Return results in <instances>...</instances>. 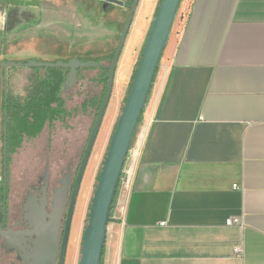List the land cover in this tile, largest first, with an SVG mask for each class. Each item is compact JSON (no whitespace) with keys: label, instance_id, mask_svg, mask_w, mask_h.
Listing matches in <instances>:
<instances>
[{"label":"crops","instance_id":"0c3cea01","mask_svg":"<svg viewBox=\"0 0 264 264\" xmlns=\"http://www.w3.org/2000/svg\"><path fill=\"white\" fill-rule=\"evenodd\" d=\"M23 1L0 0V24L11 2L24 5L22 10L28 8ZM45 1L54 0H32L31 8L36 14L39 8L53 14L56 29L64 22V29L77 27L69 29L77 32L81 22L84 36L118 35L116 26L99 30L92 15L79 12L78 19L70 18V13ZM160 1L153 3L141 47L133 53L126 78H122L123 67L117 66L112 97L116 83L119 91L95 154L92 179L125 104ZM181 9L182 17L164 50L139 123V154L126 160V169H133L130 182L121 179L118 185L102 264H264V0H182ZM51 29L46 20L10 27L9 32L0 27V64L58 58L35 48L23 50L21 42H15L20 36L39 39L40 32L51 34L45 32ZM24 30L31 32L15 38ZM113 42V38L108 42L112 48L97 54L98 61L109 63ZM97 69L95 76L85 79L88 71L82 68L76 86H65L64 118L49 122L41 134L55 123L74 130L72 120L82 114L91 119L106 91L105 68ZM45 73L43 82L48 81ZM11 81L27 86L10 95L7 92L6 101L26 92L32 73L15 75ZM82 87L88 91L83 103L69 106V94L75 91L79 96ZM80 126L83 134L76 139L77 156L92 124ZM3 148L0 145L4 168ZM4 197L0 194V213ZM86 200L81 204L69 264L78 263ZM230 218H240L241 223L228 225ZM237 247L243 252L238 254Z\"/></svg>","mask_w":264,"mask_h":264},{"label":"water","instance_id":"95a60500","mask_svg":"<svg viewBox=\"0 0 264 264\" xmlns=\"http://www.w3.org/2000/svg\"><path fill=\"white\" fill-rule=\"evenodd\" d=\"M104 1V10L110 9L112 4H118L129 8V16L117 49L114 53V57L109 63L101 61H83L79 58H74L69 61H30L28 63L22 62H3L5 69L8 70L11 66H39V67H59L69 68L66 87H74L78 82L79 71L82 68H94L101 67L108 70V83L104 96L103 103L98 112L95 125L86 151L82 160V164L79 170L75 193L70 208L65 235L63 238L62 256L63 261L65 259L66 251L68 248V242L70 239L71 227L74 218V207L80 186L83 182L86 168L88 166L92 151L94 149L97 137L100 132V128L112 97L115 75L118 66L120 56L122 54L127 36L132 26L134 16L136 14L140 0H133L131 4L125 3L122 0H102ZM182 0H161L158 11L152 21V26L149 34L145 40L142 50V56L138 61V69L133 80L131 89L128 93L126 103L123 111L120 114L116 129L114 130L106 158L102 170L99 175L98 184L94 192V196L91 201V206L88 214V224L84 229L81 258L79 264H102L104 248L107 240L109 223L112 218V206L114 204L118 185L124 172L126 160L132 146L135 132L139 126L142 114L146 108L149 94L152 89L154 78L157 72V68L161 63V59L164 50L168 46L174 23L178 16ZM7 112H5V115ZM7 121L4 125V189L7 190V182L9 175V161H8V138H7ZM49 169L47 168L44 174V183L48 185ZM46 195V192L45 194ZM66 199L65 195L63 200L58 203L55 200V213L57 212V228L55 230L53 219L46 223V209L45 203L41 206H37L32 215H28L27 219L30 220L32 226L37 228L43 226L42 242L38 247V254L33 256V260L30 258H24V264H54L56 257V251L58 249V242L60 240V224L63 211L65 209ZM26 208V206H25ZM27 210V209H26ZM3 211L5 215L4 222L0 227L6 225V211H7V196L5 195V201L3 205ZM32 221V222H31ZM37 223H36V222ZM50 225V228H47ZM47 228V229H46ZM3 237H9L6 232H1ZM36 233V230L34 231ZM39 233V230H38ZM11 236V235H10ZM63 264V262L61 263Z\"/></svg>","mask_w":264,"mask_h":264},{"label":"rangeland","instance_id":"374dc122","mask_svg":"<svg viewBox=\"0 0 264 264\" xmlns=\"http://www.w3.org/2000/svg\"><path fill=\"white\" fill-rule=\"evenodd\" d=\"M122 1H124L125 3H129V4H131L133 2V0H122ZM45 2L47 4H49L50 6H53L54 8H58L59 10L66 11V12H64L66 14L70 13L71 14L70 18L78 19V16H79L78 13L79 12L88 13V14L93 16L94 24L96 26L98 25L97 28H99V30L100 29L104 30V29H107V27L116 26L117 30H119L118 35L115 37H112V36H105V35L99 36L100 34H98V36H97V34H96L92 38H90L88 35L87 36L83 35L84 31L82 29H80L82 27L81 22H78L79 30L77 31V29H76L77 32H71V31H69V29H68V31L66 29H64V26L61 24H59V25L57 24V27L59 26V27H61V29L60 30L56 29L55 27H53L54 23H53L52 19H47L46 25H48V27H52L54 30L53 29L46 30L45 32H48L51 34L40 32V34H39L40 38L39 39L30 38L27 36H24V37L20 36L18 38L20 40L17 41V39H16L15 42H17V43L21 42V47L23 50L35 48L39 52H42L44 54H49L52 57H58V58H55V60H50V61H45V62L69 61V60L77 58V57L83 58L84 60L86 59L87 61H98L100 58L97 56V54H101V53L105 52L106 50H108L109 48H112V44H110L108 42L113 38L114 39L113 43H115V44L113 45L112 51H114V53H115L117 46L119 44L120 38H121V34L123 32V29L125 27V24L127 22L128 16H129L130 10L128 7L123 8L121 5L113 4L109 10L104 11L103 7H102V0H54L53 2H51V1H45ZM154 2H155V0H140V5H139V7L136 11V14L134 16L132 26H131L129 34L127 36V40H126V43L124 45L122 54L120 56V60L118 62V64L123 67V71H122V73H123L122 78L123 79L126 78L128 71H129L130 67L132 66L133 53L136 52L137 49H139V47H141V43H142L143 36H144V31H145V29H146V27L150 21L149 17L151 16L152 7H153ZM64 13H62V16H61L62 18H63ZM76 14H77V16H76ZM182 14H183V11H182L181 6H180L177 19H176L174 26H173V30H175V28L177 27L179 20L182 17ZM7 29H8V31L6 30V32H9V28H7ZM53 31H55V32H53ZM24 32H31V31L30 30L29 31L24 30V31L20 32L19 34H17V36H15V38ZM53 34H54V38L51 37ZM90 43H93V45H91ZM107 58H109V57H107ZM140 58H141V53H140L139 59ZM30 61H43V60L39 59L38 57H34L32 60H29V61L25 60L22 63H28ZM7 62H11V61H7ZM49 68L50 67H39V66H30V67L29 66H20V67L11 66L8 68V70H6L5 66L0 64V145H1V148H3V144H4L3 143L4 142V125H5L4 102H5L7 92H8V95H10L12 91H16V89H25V86H27V85H25L26 83H24V82L17 84V83L12 82L11 79L15 75H21V74L27 75V74L36 73L39 71H42V73H43L44 72L43 70L47 71V70H49ZM85 69H87V71H88L86 73L87 78H85V79H88L92 76H95V74L98 72L97 67L85 68ZM116 78H117V76L115 75V80H116L115 82H117V80H118V78L117 79ZM115 82H114V86H115ZM88 86L89 85L87 84L86 88H88ZM86 88L83 89V87H82V92L79 94V96H76L77 92H75V91H74L75 93L71 92L69 94L68 105L72 106V107L80 106V104L83 103V101L85 99V95L88 94V91ZM118 88L119 87H117V83H116L115 94L112 97V99L110 100L109 105L107 107V110H106V113H105V116H104V119L102 122L101 130H100V135H99L98 140L94 146V149L92 151L88 166L86 168V172H85L83 183H82V188L80 191V195H79V199H78V203H77V207H76L75 216L73 219V224L76 223V225L73 226L72 232L70 234L68 255H69V252L71 250V247H73L72 248L73 250L75 248L74 243H75V240L77 237V231H76L77 227L76 226L80 222L81 204H83L82 202H84L86 200V198H87V200H86L87 201L86 202L87 208L85 210L86 212H85V221H84V227L83 228L85 229L86 225L88 224V214H89V210H90V206H91V201H92V198L94 196V192H95L97 184H98L99 175H100V172L102 170L109 145L107 146V148L104 151L103 155L101 156L99 162L97 163L95 174L93 175V179H92L93 165H94V161H96L95 154H96L97 150L99 149V143H100V140L102 138V135L107 128L106 127L107 121L110 119V117L112 116L113 111L115 109L116 94H117V91H119V90H117ZM81 94H84V95L81 96ZM123 108H124V105L121 108V113L123 111ZM98 112L99 111L96 110V113L91 116V119L89 118V116L85 117V115H83V114L80 117H78L77 121L75 120V117H74L72 120V125H73L74 130H69L68 127L61 126L58 123H55L54 126H52L50 128V131H46L45 133L42 134V136L40 138L32 139V141H34V145H36L38 150L46 148L47 146L48 147L51 146V147H53L55 152H58V151H61L65 147V145H70V144L74 148V145L77 144L76 139H77L78 135L83 134L82 133V126H80V125L86 126V124H88V122H89L92 124V126L89 129V134H88V138L86 140V145L83 148V151L85 153L86 147H87L89 139H90V135H91L93 127L95 125V121H96ZM116 125H117V122L114 126V130H115ZM48 132H49V134H48ZM139 132H140V124H139V126L135 132V136H134L132 146L137 142ZM28 146L30 147V144ZM45 150L47 151V148ZM1 154H2V160H4V157H5L4 148H3V151L1 152ZM29 154L30 153L28 152V153H24L22 156L16 155L13 158V161L11 163H9V170L11 171V174H10V177L8 176L7 190H5L3 187V185H4V168H3L2 162L0 163V177L3 180L2 184H0V194L2 195V198L4 195H6L8 197L11 187L13 189L16 188L15 183L19 180V177L23 176L22 181L25 182V179H27L30 175H31V178L33 179L36 175L41 174L44 171L45 165H46V160H44L42 162L31 161ZM51 160L53 163L52 169H54L55 168L54 164L57 161L55 158L54 159L52 158ZM91 179H92V181H91ZM88 183H89V185H88ZM24 185H25V183H24ZM8 208H9V206H7V209ZM81 248H82V242H81V245L79 248V255L77 258L78 263L77 264H79V261L81 258ZM67 258H69V257L67 256ZM0 264H1V260H0ZM66 264H69L68 260H67Z\"/></svg>","mask_w":264,"mask_h":264},{"label":"flooded vegetation","instance_id":"af4514ba","mask_svg":"<svg viewBox=\"0 0 264 264\" xmlns=\"http://www.w3.org/2000/svg\"><path fill=\"white\" fill-rule=\"evenodd\" d=\"M26 2L28 8L22 10V7L18 6L17 2H11V5L7 8V17L2 21L0 27L10 28V27H25L26 25H36V22H42L49 19H52L53 23L56 22L55 16L53 14H48L49 11L41 10L39 8L38 14H36V10L31 8L32 0H24ZM104 1H102V7L104 9ZM113 5V4H112ZM111 5V7H112ZM4 7V6H3ZM30 7V8H29ZM110 7V8H111ZM37 15L38 20L36 19ZM47 26V25H46ZM77 27H70L69 29H75ZM70 71L69 68H64ZM81 76V69L79 71L78 78ZM69 89V88H68ZM35 98L31 95L30 92H25L23 95L16 96L14 98L8 97L7 103H9L10 110L13 111H21L24 112L27 108L22 106H18L20 104H29L33 103ZM53 107H56L54 104ZM7 131V138H8ZM42 134L37 137H29L24 136L20 145L13 150V148L9 147L8 144V161L11 163L13 158L17 156H22L24 153H30L29 156L31 161L42 162L46 160L45 169L41 174L36 175L33 179L31 175L23 180V176L19 177V180L15 183L16 188L13 189L11 187L10 193L7 197L9 199L10 205L6 211V225L0 227V260L1 264H24V258H30L33 260V256L38 254V247L42 242V233L43 226H32L30 224V220L27 219L28 215H32V211L36 209L37 206L45 205L46 214V223H49L53 219V224L55 230L57 228V212L55 213V200L60 203L63 200L65 195L66 204L65 209L62 214L61 224H60V240L58 242V249L56 251V257L54 260V264H63L67 263L68 256V248L66 251L65 259L63 261L62 256V247H63V238L65 235V230L67 226V220L70 212V208L72 205L73 196L76 189L77 179L79 170L82 164V160L84 157V151L77 156V144L74 145V148L70 145H65V147L58 152H55L53 147L38 150L36 145H34V141L32 139L40 138ZM17 137H21V134L18 132ZM17 137L15 139H17ZM30 144V147L28 146ZM34 145V146H33ZM86 151V150H85ZM56 159L54 166L52 169V160ZM49 169L48 175V185L46 186L43 179L44 174ZM11 171L9 170V177ZM25 183V185H24ZM83 183V182H82ZM82 188V184L80 186V190L78 192V196L76 199V204L74 207V216L76 212V207L80 195V191ZM46 192V195H44ZM5 198V197H4ZM26 206V208H25ZM27 209V210H26ZM52 217V219H51ZM5 215L2 208L0 213V223L4 222ZM74 219V218H73ZM32 222V221H31ZM36 222V221H35ZM37 223V222H36ZM50 228V225L47 227ZM46 228V229H47ZM73 228V223L71 227V232ZM36 230V233L34 231ZM39 230V233H38ZM1 232H6L9 234V237H3ZM71 234V233H70ZM11 235V236H10ZM3 260V261H2Z\"/></svg>","mask_w":264,"mask_h":264},{"label":"trees","instance_id":"16d2710c","mask_svg":"<svg viewBox=\"0 0 264 264\" xmlns=\"http://www.w3.org/2000/svg\"><path fill=\"white\" fill-rule=\"evenodd\" d=\"M161 2V1H160ZM159 8V6H158ZM157 8V11H158ZM157 13V12H156ZM66 26L67 23L62 24ZM69 29V28H68ZM142 56V52H141ZM114 57V54L111 56V59ZM132 78V82L129 88L131 89L133 80L135 78L136 72ZM158 70V68H157ZM46 80L42 81V71L32 73V82L29 87L26 89L27 92H30L31 95L35 98L33 103L29 104H20L18 106H22L27 108L26 111H11L9 108V103L5 100L4 108L7 112L5 115V122L7 121V129H8V144L10 148L15 150L21 143L24 136L29 137H37L41 134L44 127L50 122L52 123L56 119H63L65 111V99L63 98V90L66 86L68 70L59 67H50L49 70L45 71ZM105 87L107 89L108 83V70L105 69ZM106 91L104 92V94ZM104 96L101 101L97 105V111L100 110L101 105L104 100ZM127 97L125 99L126 103ZM56 107H53V105ZM125 105V104H124ZM117 126V125H116ZM116 129V127H115ZM21 134V137H17V133ZM17 137V139H15ZM116 199V198H115ZM115 204V201H114ZM112 206V209L114 207Z\"/></svg>","mask_w":264,"mask_h":264},{"label":"built area","instance_id":"2783aa9c","mask_svg":"<svg viewBox=\"0 0 264 264\" xmlns=\"http://www.w3.org/2000/svg\"><path fill=\"white\" fill-rule=\"evenodd\" d=\"M140 148H141V140H137V142L133 146H131L129 154H128V157H127V160H128V158H131V160L136 159L138 154H139ZM132 172H133L132 166L127 167V169L125 167L121 179H124L125 182H127V183L130 182V179H131V176H132ZM124 176H125V178H124ZM237 223H241V219L240 218H230L227 221L228 225H233V224H237ZM236 252L238 254H240V253L243 252V249L241 247H237L236 248Z\"/></svg>","mask_w":264,"mask_h":264},{"label":"bare ground","instance_id":"6f19581e","mask_svg":"<svg viewBox=\"0 0 264 264\" xmlns=\"http://www.w3.org/2000/svg\"><path fill=\"white\" fill-rule=\"evenodd\" d=\"M130 55V54H129Z\"/></svg>","mask_w":264,"mask_h":264}]
</instances>
